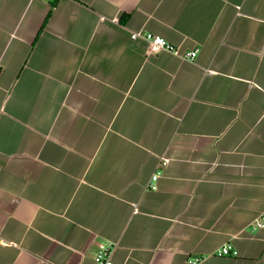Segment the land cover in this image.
Masks as SVG:
<instances>
[{
  "label": "crops",
  "instance_id": "1",
  "mask_svg": "<svg viewBox=\"0 0 264 264\" xmlns=\"http://www.w3.org/2000/svg\"><path fill=\"white\" fill-rule=\"evenodd\" d=\"M263 216L264 0H0V264H264Z\"/></svg>",
  "mask_w": 264,
  "mask_h": 264
},
{
  "label": "built area",
  "instance_id": "2",
  "mask_svg": "<svg viewBox=\"0 0 264 264\" xmlns=\"http://www.w3.org/2000/svg\"><path fill=\"white\" fill-rule=\"evenodd\" d=\"M131 36L133 38H144L152 43L155 49H168L171 50L177 54H180L176 47H174L171 43H169L164 37L155 35L153 33H144L142 31H135L132 32ZM198 53V49L191 50L189 52H185L183 57L194 59ZM159 178V172L155 173L151 180L149 181V187L150 188H156V181ZM255 225L258 227H264V216L258 220H256ZM111 249L112 244H101L100 250L96 255V260L100 262L101 264H112L111 259ZM220 255H230L235 254L236 251L234 250L233 246L231 244L224 245L218 252ZM194 264H197L196 261H193Z\"/></svg>",
  "mask_w": 264,
  "mask_h": 264
},
{
  "label": "trees",
  "instance_id": "3",
  "mask_svg": "<svg viewBox=\"0 0 264 264\" xmlns=\"http://www.w3.org/2000/svg\"><path fill=\"white\" fill-rule=\"evenodd\" d=\"M54 1H56V0H54ZM55 2H53V4H54Z\"/></svg>",
  "mask_w": 264,
  "mask_h": 264
}]
</instances>
